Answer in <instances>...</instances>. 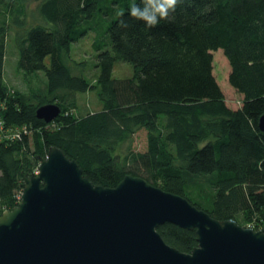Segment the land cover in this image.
Here are the masks:
<instances>
[{"label":"trees","instance_id":"1","mask_svg":"<svg viewBox=\"0 0 264 264\" xmlns=\"http://www.w3.org/2000/svg\"><path fill=\"white\" fill-rule=\"evenodd\" d=\"M36 1L29 24V0H0V214L18 204L25 176L57 145L96 184L115 187L133 174L214 218L264 226V0H178L153 28L128 14L133 0ZM11 32L18 69L28 78L44 70L43 86L8 85ZM90 32L95 81L85 61L72 56ZM219 49L242 96L235 107L214 74ZM117 62L130 63L132 74L114 76ZM89 91L99 108L76 115L78 96ZM46 103L62 109L51 122L37 116ZM13 129L18 137L6 134ZM141 129L146 148L136 150ZM158 230L182 251L198 244L196 229L167 222Z\"/></svg>","mask_w":264,"mask_h":264},{"label":"water","instance_id":"2","mask_svg":"<svg viewBox=\"0 0 264 264\" xmlns=\"http://www.w3.org/2000/svg\"><path fill=\"white\" fill-rule=\"evenodd\" d=\"M61 112L46 103L37 116L51 122ZM167 222L196 229L198 244L185 252L167 243L158 230ZM0 264H264V226L214 218L141 176L96 184L51 145L18 204L0 214Z\"/></svg>","mask_w":264,"mask_h":264},{"label":"rangeland","instance_id":"3","mask_svg":"<svg viewBox=\"0 0 264 264\" xmlns=\"http://www.w3.org/2000/svg\"><path fill=\"white\" fill-rule=\"evenodd\" d=\"M37 1L29 0V4H27V20L29 24H33L35 21L34 11L36 8ZM15 32H11L8 41V50L5 61V77L8 85L11 88L19 89L22 91H29L34 88L40 87L44 85V82L47 80L45 71H40L36 76L32 78L26 77V75L18 69L17 61V38L15 34V42L13 41V36ZM94 40V33L90 32L86 37L80 40L78 43L74 44L72 47V56L73 58L79 61H85L88 66V70L91 73L89 78L91 81L96 80V70L95 63L96 53L92 46ZM214 55V74L219 81L223 91L225 92L226 99L229 105L233 107L240 105L242 102V96L230 85L229 83V72H230V64L228 62L227 57L225 56L222 49L213 51ZM49 58H47V64H49ZM133 67L128 62H117L115 64L114 76L116 77H128L132 74ZM79 108L75 111L76 115H81L86 113L89 110H96L98 106V97L96 92H87L84 94H80L78 96ZM8 137L15 138L17 132L13 130H9L6 132ZM133 146L136 150H145L146 148V131L141 129L136 132ZM262 228V227H261Z\"/></svg>","mask_w":264,"mask_h":264},{"label":"clouds","instance_id":"4","mask_svg":"<svg viewBox=\"0 0 264 264\" xmlns=\"http://www.w3.org/2000/svg\"><path fill=\"white\" fill-rule=\"evenodd\" d=\"M178 0H136L129 5L128 14L137 20H141L148 28L156 27L161 20L169 19L170 15L175 12ZM124 11L118 12L123 17ZM121 26L127 27V23L121 20Z\"/></svg>","mask_w":264,"mask_h":264},{"label":"built area","instance_id":"5","mask_svg":"<svg viewBox=\"0 0 264 264\" xmlns=\"http://www.w3.org/2000/svg\"><path fill=\"white\" fill-rule=\"evenodd\" d=\"M19 134H20V133H18V132H17V134L15 135V137H18V136H19ZM20 198H21V196H20Z\"/></svg>","mask_w":264,"mask_h":264}]
</instances>
